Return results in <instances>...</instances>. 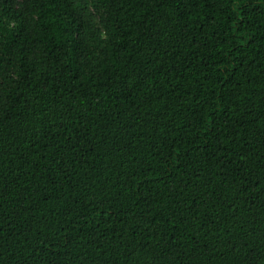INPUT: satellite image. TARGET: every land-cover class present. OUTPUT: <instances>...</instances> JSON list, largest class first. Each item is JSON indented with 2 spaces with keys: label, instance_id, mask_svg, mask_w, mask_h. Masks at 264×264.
<instances>
[{
  "label": "trees",
  "instance_id": "trees-1",
  "mask_svg": "<svg viewBox=\"0 0 264 264\" xmlns=\"http://www.w3.org/2000/svg\"><path fill=\"white\" fill-rule=\"evenodd\" d=\"M0 264H264V0H0Z\"/></svg>",
  "mask_w": 264,
  "mask_h": 264
}]
</instances>
